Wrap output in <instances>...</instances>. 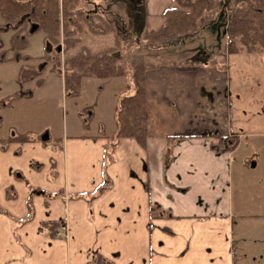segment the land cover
Listing matches in <instances>:
<instances>
[{
  "label": "crops",
  "instance_id": "crops-1",
  "mask_svg": "<svg viewBox=\"0 0 264 264\" xmlns=\"http://www.w3.org/2000/svg\"><path fill=\"white\" fill-rule=\"evenodd\" d=\"M171 4L138 2L143 27L157 28ZM76 38L91 53L113 44L109 35ZM226 66L146 70L143 146L114 124L93 134L63 126L60 135L0 125V138L27 137L0 144V264H264V148L249 156L253 145L243 150L244 133L232 128ZM205 133L228 142L212 147ZM175 135L185 137L168 144Z\"/></svg>",
  "mask_w": 264,
  "mask_h": 264
},
{
  "label": "trees",
  "instance_id": "trees-1",
  "mask_svg": "<svg viewBox=\"0 0 264 264\" xmlns=\"http://www.w3.org/2000/svg\"><path fill=\"white\" fill-rule=\"evenodd\" d=\"M82 1L84 3L76 9L80 0H0V17L5 22L3 29L21 26L26 30L31 25L28 33L26 31L21 38L16 35L10 37L11 46L13 42L18 51L26 47L27 35L37 31L43 32V41L48 46L54 45V52L56 47L60 46L51 60L53 69L60 67L57 54L74 46L77 43V35L85 32L92 35L111 33L114 39L112 47L89 53L86 47L81 46L75 55L64 61L63 87L68 95L74 96L79 80L84 75L96 74L98 78L106 79L105 77H112L113 74L119 75L124 69L128 74L131 72L124 84L126 92L117 96L115 133L117 136L135 140L140 146H143L145 141L144 72L163 64L184 66L197 62L200 65H213L216 63L215 58H223L226 54L220 51L195 55L176 51L185 39L193 38L200 30L214 24L216 15L221 14L224 21L220 28L222 26L225 30L229 54L236 53L233 46L236 37L249 52L256 44L264 48V0H172V4L161 14V24L151 30H144L143 19L138 16L134 0ZM60 34L61 42L58 41ZM16 38L18 42H14ZM141 48L146 52L140 53ZM165 50L174 53L175 62L152 63L148 59L159 56L160 51ZM121 55L123 61L120 59ZM132 57L134 60H131ZM138 58H141V61L137 62ZM126 59L127 67L123 66ZM40 82L41 79H38L35 84L39 85ZM200 136L212 139V147L213 144L228 142L217 133H205ZM182 137L185 136L175 135L167 137L166 140L169 144ZM15 140L24 141L27 137L24 134L8 135L0 138V144L5 145ZM92 264L112 263L102 260Z\"/></svg>",
  "mask_w": 264,
  "mask_h": 264
},
{
  "label": "rangeland",
  "instance_id": "rangeland-1",
  "mask_svg": "<svg viewBox=\"0 0 264 264\" xmlns=\"http://www.w3.org/2000/svg\"><path fill=\"white\" fill-rule=\"evenodd\" d=\"M83 3L84 1L80 0L76 9ZM134 3L137 9L136 4L138 1L134 0ZM83 12H86V10H83ZM223 21V16L217 14L214 24H209L193 38L185 39L184 43L176 48V51H184L195 55L212 53L216 50L220 52L223 42L220 37L223 35L222 32L224 30L222 26L220 28V25H222ZM4 24V20L0 17L1 130L8 127L21 128L19 126L23 125L24 129L29 128V130H34L44 126L47 127L45 131H51L52 134L60 135L63 126H65L69 134H73L74 132L93 134L94 131L101 130L106 126H112L113 124L115 126L117 96L119 93H124L125 91L123 86L121 92L117 93L118 86L116 88V83L121 81L122 84H126V79L130 77L131 72L128 74L126 69H124L119 75L113 74L112 77H105L106 79H100L96 74L84 75L79 80L76 94L70 96L63 87L62 65L64 61L71 58L79 50L78 46L76 47V43L74 46L66 50L63 49L57 54L60 67L53 69L51 60L55 56V52H57V47L55 52L53 49H43V44L39 40L38 35L40 34L43 37V32L37 31L30 33L27 37L25 36L26 47L20 48L18 51L14 47L15 44L13 42L11 46L9 39L12 35L21 38L26 34V31L28 33L31 25L26 30H23L21 26H14L8 30H4ZM81 26H85L83 22H81ZM144 30L146 29L144 28ZM101 35L111 36L112 42H114L111 33L97 36ZM18 38L14 42H18ZM61 40L62 36L60 34L58 41L61 42ZM233 46L236 48V53L242 52L241 55L231 57V54L227 52L226 37V43L221 50L226 52V54L223 58H215V61L220 64L226 63L227 70L232 79L229 86V109L232 128H238L242 131L241 133H244L242 141L243 150L250 145V142L253 146H248L249 156L255 155L259 158L258 150L259 148H264V138L262 136L249 137L247 134H264V48L256 44L249 52L241 44L238 37L234 38ZM53 47L54 45L51 48ZM139 52L145 53L146 51L144 48H141ZM89 53L91 52L89 51ZM159 54L157 57L148 59L152 63L176 61L173 52L170 53L168 50H165L160 51ZM13 56L15 58L12 60L11 57ZM120 57L123 61V55ZM140 59L138 58L137 62ZM131 60H134L133 57ZM125 63H128L127 59L123 63V66L127 67ZM188 64H197V62ZM19 71H21L20 76L18 75ZM28 71L31 72L28 73ZM17 76H19L18 84H21V87L16 82ZM38 79H41V82L39 85H36L35 81L37 82ZM112 103L114 105L110 109ZM91 111L93 114L90 113ZM11 133L14 134L12 131ZM52 141L53 139L50 140L51 143H53ZM245 170L250 171L246 173L252 172L246 175H252L255 180L257 177H262V173L258 169L251 170L246 166ZM260 181L257 182V185L261 187L263 181Z\"/></svg>",
  "mask_w": 264,
  "mask_h": 264
},
{
  "label": "water",
  "instance_id": "water-1",
  "mask_svg": "<svg viewBox=\"0 0 264 264\" xmlns=\"http://www.w3.org/2000/svg\"><path fill=\"white\" fill-rule=\"evenodd\" d=\"M32 26H33V25H32ZM57 48L60 49V46H58ZM40 139H41V140H46V139H47V133H46V132L42 133Z\"/></svg>",
  "mask_w": 264,
  "mask_h": 264
},
{
  "label": "built area",
  "instance_id": "built-area-1",
  "mask_svg": "<svg viewBox=\"0 0 264 264\" xmlns=\"http://www.w3.org/2000/svg\"><path fill=\"white\" fill-rule=\"evenodd\" d=\"M55 235L57 236V235H59L58 233H55Z\"/></svg>",
  "mask_w": 264,
  "mask_h": 264
}]
</instances>
